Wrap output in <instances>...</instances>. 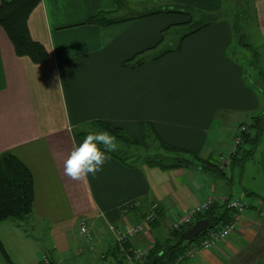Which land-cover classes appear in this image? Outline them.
Segmentation results:
<instances>
[{
	"label": "crops",
	"instance_id": "1",
	"mask_svg": "<svg viewBox=\"0 0 264 264\" xmlns=\"http://www.w3.org/2000/svg\"><path fill=\"white\" fill-rule=\"evenodd\" d=\"M221 2L40 0L29 28L49 54L43 63L17 55L0 26V154L11 151L31 169L35 199L28 220L44 222L51 240L48 253H43L32 245V233H21L15 221L0 222V238L14 264H38L42 257L61 264L85 251H98L100 259L116 264L113 252L118 247L107 223H138L156 203L157 218L129 244L154 243L169 235L173 220L210 193L240 195L248 207L228 238L182 264H264V129L256 147V173H261V181L253 184L257 191L245 190L238 166L227 165L225 178H219L196 164L164 170L144 162L129 164L112 154L95 178L78 182L63 174V160L84 138L76 129L93 120L119 126L138 142L140 123L150 122L171 145L203 158L219 155L227 137L231 141L239 133L258 104L230 51L232 25L221 17L186 36L180 50L154 59L164 43L157 44L161 31L187 16L161 13L107 26L87 20L101 10L122 16L136 11L134 6L161 3L214 13L221 11ZM252 4L264 39V0ZM139 52L143 62H129ZM236 176L241 179L238 186ZM80 216L90 220L95 249L74 232ZM87 261L103 264L95 258Z\"/></svg>",
	"mask_w": 264,
	"mask_h": 264
},
{
	"label": "trees",
	"instance_id": "2",
	"mask_svg": "<svg viewBox=\"0 0 264 264\" xmlns=\"http://www.w3.org/2000/svg\"><path fill=\"white\" fill-rule=\"evenodd\" d=\"M254 0H248L247 2ZM40 3V0H4L0 3V26H2L8 36L10 37L15 51L19 56H29L35 63H43L49 59V54L38 41L33 40L29 28V18L33 9ZM251 3V4H252ZM253 6V4H252ZM143 11H132L129 15L125 14L122 16L112 15L109 11H99L95 15L89 17L87 22L97 25H112L113 23L124 22L125 20L135 19L137 17L157 15V14H177L187 16L183 22L175 24L193 25L194 28L189 30L182 35L178 44L173 48L163 49L161 53L155 55L153 58L158 59L163 54L168 52L178 51L181 48L182 41L186 36L194 34L198 30L200 31L204 27H207L219 20L221 16H211L208 21H196L192 15L191 10L186 6L177 5L172 3L154 4L152 6H143ZM254 8V7H253ZM171 24L169 26H172ZM233 28V26H232ZM164 31H161V39L157 43H162ZM143 57L139 54L135 55L129 62L133 64H139L143 62ZM94 124L100 126L101 129L107 130L116 135L117 140H124L129 145L141 146L140 143L127 135L125 131L109 122L94 121ZM264 120L261 117L252 118L249 123L243 125L246 129L239 132L241 141H239L233 153H231L224 163H218L208 158H203L199 153L191 150L171 145L164 140L155 132L150 122H141L140 131L143 142L145 137H149L150 140L156 142L157 146L163 148L167 153H174L172 156H163L158 159L156 157L149 158L145 157L141 161L142 163H148L157 166L158 168L167 170L179 167H185L190 165H197L205 172H209L219 178H225L226 172L224 168L229 165L235 167L242 165L243 162L252 155L253 150L256 148L260 137L264 129ZM88 131L82 132L81 134L85 137ZM155 140V141H154ZM116 157H120L121 160L134 164L136 162L133 159L135 153L127 156L125 151L120 148L117 151L110 153ZM155 155H158L157 153ZM138 156H140L138 154ZM131 162H130V161ZM250 194V193H247ZM228 196V195H227ZM234 197V196H228ZM35 199V183L34 176L31 169L14 153L6 151L0 154V222L13 219L16 222L28 220L33 213V205ZM147 212V211H146ZM145 212V215H146ZM144 215V216H145ZM233 215V210L226 203L214 202L210 207L203 213L196 216L195 220L201 218H208L210 221V228H219L226 224ZM182 226L179 230H171L169 235L163 240H157L149 254L143 260L142 264H165L174 261V259L183 251V249L192 242H198L200 237L203 235L201 232L197 237L191 240L181 241L180 234L189 228L193 223ZM22 225V224H21ZM117 252V253H116ZM116 253V264H126L123 255L117 248L113 254ZM0 254L9 264H14L2 239L0 238ZM49 260V259H48ZM49 264H54L53 261L49 260Z\"/></svg>",
	"mask_w": 264,
	"mask_h": 264
},
{
	"label": "rangeland",
	"instance_id": "3",
	"mask_svg": "<svg viewBox=\"0 0 264 264\" xmlns=\"http://www.w3.org/2000/svg\"><path fill=\"white\" fill-rule=\"evenodd\" d=\"M221 11L212 13L210 10L199 8L198 6H185L191 10L192 15L194 16V20L196 21H208L210 20L211 16L218 15L225 18L232 26H233V43L231 44L230 51H233V59L236 62V60L241 63V67L244 70V82L250 86L251 89L256 93L257 95V107L252 109L249 112V117L246 119L249 121L254 117H261L264 120V39L260 34V31L258 30V24L256 20V12L255 9L252 6V2H247L248 0H221ZM154 5V4H153ZM136 10L143 11L144 8L141 6H134ZM149 8V6H147ZM175 14V13H173ZM172 14V15H173ZM180 16V15H179ZM221 17L219 19H221ZM194 28L193 25H189L188 23L185 24H175L172 26H168L165 30L163 35V41L164 43L160 47V51L167 48H173L175 47L180 38L183 34L188 32L189 30H192ZM202 30V29H201ZM200 32L199 30L191 35H196ZM190 35V36H191ZM264 123V122H263ZM243 126L240 125L239 128ZM88 131V132H98L102 131L103 129L100 128L97 124L95 125L94 122L84 124V126L79 127L76 129L77 135L80 137L82 134L81 131ZM87 133L86 135H88ZM226 134V129L222 130V135L224 136ZM128 135V134H127ZM140 138V137H139ZM142 139V137H141ZM139 141L141 146L136 145H128L127 142L124 140H117V149L120 148L122 151L126 152V155H132V153H135L134 157L130 158L133 159L134 162L142 163L141 161L145 157H151L156 159L163 157V156H172L174 153H167L163 148L161 149L158 147L156 142H153L150 140L149 137H145L143 140ZM228 141L221 147L219 155L216 153L213 154L210 160H215V158L219 157L217 159V162H220L222 157H225L227 154L228 149L233 144V139L229 141V137H227ZM155 141V140H154ZM143 142V143H142ZM257 147V146H256ZM158 155H155V154ZM138 154L140 156H138ZM217 155V156H216ZM221 155V157H220ZM239 168H241V174H242V180H243V187L247 192H250L254 189V191H257L253 184H256L259 180L261 181V173L258 174L256 171H258V165L256 160V148L253 150L252 155L249 157V159L245 160L243 164L237 165ZM236 166V167H237ZM241 179L238 180V176L235 178V185L238 186ZM240 196V195H237ZM242 197V196H240ZM153 204V203H152ZM159 207V206H158ZM149 210V207L147 211ZM87 216H80L79 219H83L84 221H90L87 219ZM9 222L12 223V221H15L13 219H9ZM78 221L75 227L74 232H76L77 235L82 237L85 240L84 235L79 232L78 229ZM17 223L19 227V231L23 233L22 231H28L32 233L34 236V239H32V245H36L39 250H42L43 253H48L49 244L51 243V240L48 236L47 231H45V224L32 222L31 220H24V221H18ZM22 224V225H21ZM114 224L113 222L107 223V229L109 231V226ZM5 225V224H4ZM130 225H134V223H131ZM91 223L88 222L89 232L92 233V241H93V232L91 231ZM24 227V228H22ZM1 229V228H0ZM2 233V231H0ZM3 234V233H2ZM109 234V232H108ZM132 240V239H131ZM137 246V245H136ZM88 258H95L97 261L102 262L103 264H107L106 260L99 258V252H86L77 255L75 258L68 259L67 261L61 263V264H77V263H86L90 264L87 259ZM1 264H9L7 261H5L2 254H0ZM111 259V258H110ZM109 259V260H110ZM25 262H27L25 260ZM49 264V260L47 257H42L38 264Z\"/></svg>",
	"mask_w": 264,
	"mask_h": 264
},
{
	"label": "built area",
	"instance_id": "4",
	"mask_svg": "<svg viewBox=\"0 0 264 264\" xmlns=\"http://www.w3.org/2000/svg\"><path fill=\"white\" fill-rule=\"evenodd\" d=\"M245 129L246 127L241 126L239 128V132H242ZM239 141H241V136L239 134H235L233 144L228 149L226 156L221 158L220 163H224L227 157L233 153L235 146ZM214 202L226 203L233 210L232 218L222 227L206 228L198 242L190 243L174 259V261H172V263L168 262L165 264H182V261L184 262L186 259L196 258L199 250L213 248L218 244V242L228 238V236L235 230L238 221L242 218L243 212L248 207V203L240 196L236 195L230 198L226 194L210 193L205 201L193 207L186 215L173 220L170 228L173 230H179L182 226L190 224L195 220L196 216L206 211V209ZM158 209V204L153 203L140 222L134 223V225H123L122 223H119L109 226V231L111 232L119 251L123 255L126 264H142L143 260L149 254L148 252L151 251L154 243L137 246L129 243L131 242V239L137 237L140 233L145 231L148 224L157 218ZM78 229L80 233L85 234V241L90 244V248L95 249L96 245L95 243H92V233L88 231V222L86 220L84 221L83 219H79Z\"/></svg>",
	"mask_w": 264,
	"mask_h": 264
},
{
	"label": "clouds",
	"instance_id": "5",
	"mask_svg": "<svg viewBox=\"0 0 264 264\" xmlns=\"http://www.w3.org/2000/svg\"><path fill=\"white\" fill-rule=\"evenodd\" d=\"M117 147V137L113 133L107 130L91 132L78 144L74 143L71 152L63 160V174L78 182L87 181L90 175L95 178Z\"/></svg>",
	"mask_w": 264,
	"mask_h": 264
},
{
	"label": "water",
	"instance_id": "6",
	"mask_svg": "<svg viewBox=\"0 0 264 264\" xmlns=\"http://www.w3.org/2000/svg\"><path fill=\"white\" fill-rule=\"evenodd\" d=\"M210 227V221L208 218H201L187 228L183 233L180 234V240L181 241H187L191 240L192 238L195 239L201 232L206 230V228Z\"/></svg>",
	"mask_w": 264,
	"mask_h": 264
}]
</instances>
